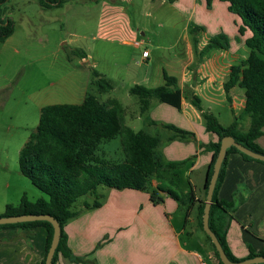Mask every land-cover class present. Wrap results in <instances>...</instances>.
Listing matches in <instances>:
<instances>
[{
  "label": "rangeland",
  "instance_id": "obj_1",
  "mask_svg": "<svg viewBox=\"0 0 264 264\" xmlns=\"http://www.w3.org/2000/svg\"><path fill=\"white\" fill-rule=\"evenodd\" d=\"M1 14L14 20V32L0 42V215L24 195L31 201L47 197L19 169L20 150L46 105L80 104L88 95L100 102L115 99L125 107L124 126L159 136V154L171 133L162 121L170 117L168 108L175 107L153 98L141 113L139 98L130 88L148 72L162 77L165 70L180 77L186 38L193 34V25L187 29L188 16L176 14L162 0H68L51 8L42 7L40 0H9ZM137 41L143 44L136 46ZM146 51L148 56L143 55ZM95 71L113 88L100 91ZM123 140V134L105 140L97 153L119 163L125 158ZM190 161L162 170L165 180L188 189L184 170ZM152 185L145 192L150 194ZM108 190L98 188L101 201ZM93 199L80 197L74 209ZM183 209L174 214V223L185 230L181 239L203 253L196 237L204 242L206 237L196 225L194 205ZM192 231L196 237L189 236Z\"/></svg>",
  "mask_w": 264,
  "mask_h": 264
},
{
  "label": "crops",
  "instance_id": "obj_2",
  "mask_svg": "<svg viewBox=\"0 0 264 264\" xmlns=\"http://www.w3.org/2000/svg\"><path fill=\"white\" fill-rule=\"evenodd\" d=\"M164 1L169 2L176 14L188 16L187 29L193 25V34L186 38L187 58L181 62L180 77L176 76L184 91L181 109L168 108L170 117L162 122L193 135L171 139L175 132L168 128L171 133L159 152L165 162L191 160L184 170L189 188L170 184L165 177L153 178L152 184L153 187L172 188L179 194L193 189L198 199L202 194L198 190L203 189L212 158L206 145L216 142L218 137L206 130L202 111L185 93L199 96L204 110L213 112L223 126L231 125L235 116L243 111L246 97L245 90L238 85L227 92L225 83L230 78L231 67L240 64L250 53L245 43L248 34L239 33L241 19L229 10L225 1L212 0L210 5L207 0ZM221 33L229 36L228 47L200 54L210 39ZM141 44L143 41L135 42L136 46ZM193 50L198 56L196 60ZM162 81L164 83L163 74L153 77L148 72L138 77L136 84L155 87L163 84ZM122 107L124 121L125 107ZM249 125L250 119L246 118L241 128L248 130ZM257 142L264 149V134ZM161 193L164 200L155 204L145 191L109 188L99 207L84 210L65 225L73 257L61 255L56 264H217L213 251L194 231L189 236L197 238L203 253L199 247H188V243L182 241L185 230L174 223V214L182 212L187 204H181L165 191ZM235 196L242 202L234 211V219L227 230L230 250L237 258H247L249 247L256 254L264 253V163L246 159L239 152L229 154L219 189L220 198L231 200ZM30 231L33 235L28 237L26 230L19 226L0 229V264L43 263L47 229L39 225Z\"/></svg>",
  "mask_w": 264,
  "mask_h": 264
},
{
  "label": "trees",
  "instance_id": "obj_3",
  "mask_svg": "<svg viewBox=\"0 0 264 264\" xmlns=\"http://www.w3.org/2000/svg\"><path fill=\"white\" fill-rule=\"evenodd\" d=\"M9 0H0V42L5 41L14 32V20L10 16L2 17L1 6ZM68 0H40L44 8L63 5ZM174 2L175 0H169ZM212 0H207L211 4ZM228 3L229 10L241 19L239 33L244 35L246 45L250 49L248 57L240 64L231 67L230 78L225 83L228 92L230 88L238 85L245 90V107L235 116L233 123L223 126L217 116L204 110L199 96L193 92L185 93L191 103L202 111L206 130L217 135L218 140L206 145L212 152L208 164L207 175L204 181L202 194L196 199V192L191 189L188 193L179 194L172 188L164 186L153 187L150 198L155 204L164 200L165 191L181 204L195 205V221L205 237L206 243L213 251L217 264H224L210 236L203 228V213L207 197L208 185L213 173L214 164L219 153L221 140L231 135L245 147L264 154V149L257 140L264 134V0H221ZM229 45L227 35L218 34L201 50L205 54L211 49L227 48ZM100 91L113 88L112 84L94 72ZM164 83L155 87L135 84L130 93L138 96L141 113L146 112L153 98L177 109H181L184 91L178 83V78L163 72ZM230 99V98H229ZM123 107L115 99L100 102L96 96L88 95L80 104H50L41 109V116L36 130L31 133L19 154V169L23 175L46 194L35 201L29 200L25 195L17 205L8 204L1 216L48 213L54 216L61 226V238L53 257L56 264L59 257H73L71 248L67 244L65 225L81 212L97 208L102 204L98 195V188L106 186L115 189H134L149 191V183L153 178H163L162 170L178 167L182 162H165L157 153L160 138L145 130H135L122 123ZM250 119L248 130L241 128L242 121ZM172 129L174 138H187L193 133L176 127L173 124H164ZM124 135L123 149L125 158L119 163L109 162L97 153L99 145L105 141ZM231 152H239L246 159L254 158L239 150L236 146L227 148L217 182L214 188L209 226L219 239L225 253L232 261L237 258L229 248L227 230L234 219V211L242 202L236 196L231 199L219 197V189L226 174L228 156ZM153 186V185H152ZM94 196L92 201H84L80 209H74L77 200L82 196ZM187 219L185 221L186 226ZM44 226L47 229L46 255L51 246L54 226L47 220H35L18 223L0 224V229L19 226L26 230L28 237L33 235L30 228ZM190 234V232H189ZM248 257L256 254L249 247ZM247 257V258H248ZM46 259V256H45ZM45 259L42 264H45ZM80 261V258H75ZM264 264V263H256Z\"/></svg>",
  "mask_w": 264,
  "mask_h": 264
},
{
  "label": "water",
  "instance_id": "obj_4",
  "mask_svg": "<svg viewBox=\"0 0 264 264\" xmlns=\"http://www.w3.org/2000/svg\"><path fill=\"white\" fill-rule=\"evenodd\" d=\"M230 146H236L239 150L247 153L248 155L264 161L263 153L253 151L245 147L244 145L236 141L233 136L227 135L222 138L219 153L217 155V158L214 164L213 173H212L209 185H208L207 197H206L204 213H203V228L206 231V233H208V235L210 236L224 264L264 263V255H255L253 257L244 258L239 261L230 260L227 254L225 253L216 234L212 231V229L209 226V214H210V208H211L214 188L217 182V178H218L223 160L227 152V148ZM35 220H47L51 222L52 225L54 226V234H53L51 246L47 252L46 259H45V264H53V257H54L55 251L57 249V246L61 238V226L59 224V221L54 216L48 213H30V214H20V215H10V216L0 215V224L27 222V221H35Z\"/></svg>",
  "mask_w": 264,
  "mask_h": 264
},
{
  "label": "built area",
  "instance_id": "obj_5",
  "mask_svg": "<svg viewBox=\"0 0 264 264\" xmlns=\"http://www.w3.org/2000/svg\"><path fill=\"white\" fill-rule=\"evenodd\" d=\"M143 55H144V56H147V55H148V52L146 51Z\"/></svg>",
  "mask_w": 264,
  "mask_h": 264
}]
</instances>
